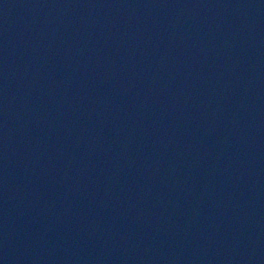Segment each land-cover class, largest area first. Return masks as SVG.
Returning <instances> with one entry per match:
<instances>
[{
	"label": "water",
	"instance_id": "95a60500",
	"mask_svg": "<svg viewBox=\"0 0 264 264\" xmlns=\"http://www.w3.org/2000/svg\"><path fill=\"white\" fill-rule=\"evenodd\" d=\"M0 264H264V0H0Z\"/></svg>",
	"mask_w": 264,
	"mask_h": 264
}]
</instances>
